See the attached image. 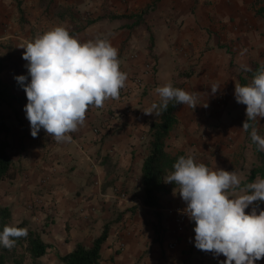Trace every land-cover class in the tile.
Segmentation results:
<instances>
[{
	"label": "crops",
	"instance_id": "crops-1",
	"mask_svg": "<svg viewBox=\"0 0 264 264\" xmlns=\"http://www.w3.org/2000/svg\"><path fill=\"white\" fill-rule=\"evenodd\" d=\"M56 26L81 42L107 38L127 73L119 98L90 106L65 143L44 129L31 135L27 96L15 79L27 74L20 46ZM262 54L264 0H0V81L9 89L2 107L9 129L0 140L8 143L14 170L0 180V203L10 209L12 224L26 220L48 243L40 260L61 264L58 255L77 243L89 246L106 226L97 264H221L222 254L195 247L194 221H177L176 212L186 208L179 186L164 180L159 206L144 204L141 168L150 123L159 119L144 110L159 103L156 88L181 85L195 105L177 107L166 152L183 151L243 181L258 163L251 153L241 155L246 113L235 85L242 66L263 64ZM150 58L157 65L145 73ZM213 84L226 96L220 105ZM256 119L264 136V117ZM256 205L257 212L264 209L257 201L245 211Z\"/></svg>",
	"mask_w": 264,
	"mask_h": 264
},
{
	"label": "clouds",
	"instance_id": "clouds-1",
	"mask_svg": "<svg viewBox=\"0 0 264 264\" xmlns=\"http://www.w3.org/2000/svg\"><path fill=\"white\" fill-rule=\"evenodd\" d=\"M25 49L27 74L15 77L23 87L27 104L24 107L30 122L31 135L44 129L57 142H71V133L85 123L90 106L102 107L105 100L119 98L127 73L120 69L118 49L107 38L81 42L64 26H56L20 46ZM245 71L251 69L244 65ZM30 77V79H29ZM220 89L211 86L212 94ZM159 103L144 110L159 116L169 102L195 105V96L174 87L172 83L156 88ZM235 99L246 105L247 120L264 117V68L257 71L252 82L235 85ZM251 139L264 151V136L251 129ZM165 182L179 186V195L186 203L184 212L194 221L195 247L226 257L221 264H256L264 258V209L254 202H264V178L241 188L235 171L222 168L210 170L192 156H180ZM239 191L238 195L231 192ZM26 228L5 225L0 231V246L12 248L17 237L27 236Z\"/></svg>",
	"mask_w": 264,
	"mask_h": 264
},
{
	"label": "trees",
	"instance_id": "trees-1",
	"mask_svg": "<svg viewBox=\"0 0 264 264\" xmlns=\"http://www.w3.org/2000/svg\"><path fill=\"white\" fill-rule=\"evenodd\" d=\"M249 68L251 71L243 69V72L238 76L239 85L250 84L257 71L263 67L258 61H252ZM173 86L182 89L181 85ZM8 96V84L0 81V134L9 129L6 115L2 110L3 105L8 102ZM179 105L175 100L170 101L167 110L159 115L158 120L151 122L149 126L148 153L143 160L141 169L144 204L150 207L159 206L158 193L166 189L164 184L165 176L174 170L173 164L177 159L182 155L185 156L183 151H178L172 155L165 150V140L177 123L176 109ZM244 107L246 109V105ZM249 123L250 128L245 131L246 143L242 148L247 149L256 158L258 164L250 170L247 178L241 181L240 187H245L248 183L255 182L256 178H264V151H260L256 142L252 141L250 133L253 127L256 128V125L254 120L249 121ZM256 129L258 134L261 135L260 130ZM7 149L8 143L0 140V180L14 176L12 160ZM11 218L10 209L0 203V231L3 230L5 225H11L26 228L28 234L27 236L14 238L16 243L12 248L0 246V264H46L40 258L46 253L49 246L48 243L41 238L38 231L28 226L26 220L12 224ZM106 237L107 229L105 226L102 233L89 246L77 243L68 253L58 255L59 262L61 264H97L100 259V248Z\"/></svg>",
	"mask_w": 264,
	"mask_h": 264
},
{
	"label": "built area",
	"instance_id": "built-area-1",
	"mask_svg": "<svg viewBox=\"0 0 264 264\" xmlns=\"http://www.w3.org/2000/svg\"><path fill=\"white\" fill-rule=\"evenodd\" d=\"M134 53H131V56H134ZM156 61L153 58L148 59L145 63H144V71L145 73H151L154 71V69L156 68ZM138 81V80H137ZM177 215V221H179L180 219H183L185 217H187L185 212L182 211H177L176 212Z\"/></svg>",
	"mask_w": 264,
	"mask_h": 264
},
{
	"label": "rangeland",
	"instance_id": "rangeland-1",
	"mask_svg": "<svg viewBox=\"0 0 264 264\" xmlns=\"http://www.w3.org/2000/svg\"><path fill=\"white\" fill-rule=\"evenodd\" d=\"M263 56H264V54H262ZM262 62H263V67H264V59H262ZM215 98H214V100H215V102L217 103V104H221V103H224L225 101H226V96L223 94V93H221V92H217V94L214 96ZM245 113H246V109H245ZM247 116V115H246ZM245 121H246V118H245ZM244 121V122H245ZM243 122V123H244ZM254 122H255V125H256V127H259L260 125L258 124V122H257V119H255L254 120ZM261 127V126H260ZM260 127H259V130H261V132H262V128L260 129ZM262 134V133H261ZM245 143L246 142H244L243 144H242V146L244 147L245 146ZM242 146H241V155L242 156H244L245 155V153L246 154H248V156L249 155H251L250 154V152L249 151H247V149H243L242 148ZM244 154V155H243Z\"/></svg>",
	"mask_w": 264,
	"mask_h": 264
}]
</instances>
